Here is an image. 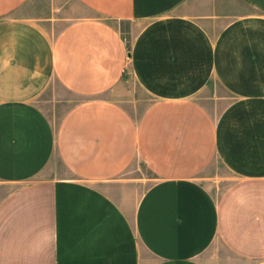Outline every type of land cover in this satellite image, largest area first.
<instances>
[{
    "label": "crops",
    "instance_id": "crops-1",
    "mask_svg": "<svg viewBox=\"0 0 264 264\" xmlns=\"http://www.w3.org/2000/svg\"><path fill=\"white\" fill-rule=\"evenodd\" d=\"M0 264H264V0H0Z\"/></svg>",
    "mask_w": 264,
    "mask_h": 264
},
{
    "label": "rangeland",
    "instance_id": "rangeland-1",
    "mask_svg": "<svg viewBox=\"0 0 264 264\" xmlns=\"http://www.w3.org/2000/svg\"><path fill=\"white\" fill-rule=\"evenodd\" d=\"M55 3L56 13L63 15L67 10H75L81 12L80 7H76L73 3ZM73 4V5H72ZM42 11H49L48 3H39ZM73 6V8H72ZM77 98L74 95H66L63 99L57 98L53 94V89L48 90L40 99V105L50 116L53 122L58 125L61 118L68 110V108L75 102ZM64 168L58 159H54L52 164L45 170L44 174H61ZM139 176L143 178L146 183L151 182L152 174L141 164L137 163L134 169H130L126 176ZM202 181L206 183L218 197L222 198L225 193L237 185L239 180L229 172L223 164L216 161L208 169H206L200 176ZM143 182V183H145ZM221 246L217 243L216 249L222 251ZM213 249V248H212Z\"/></svg>",
    "mask_w": 264,
    "mask_h": 264
}]
</instances>
